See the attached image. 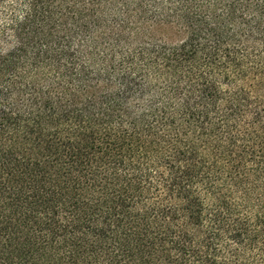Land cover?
I'll return each instance as SVG.
<instances>
[{
	"label": "trees",
	"instance_id": "obj_1",
	"mask_svg": "<svg viewBox=\"0 0 264 264\" xmlns=\"http://www.w3.org/2000/svg\"><path fill=\"white\" fill-rule=\"evenodd\" d=\"M112 1L0 0V264H264V0Z\"/></svg>",
	"mask_w": 264,
	"mask_h": 264
},
{
	"label": "rangeland",
	"instance_id": "obj_2",
	"mask_svg": "<svg viewBox=\"0 0 264 264\" xmlns=\"http://www.w3.org/2000/svg\"><path fill=\"white\" fill-rule=\"evenodd\" d=\"M135 2L136 0H125V2L113 0L109 7L117 15L126 18V30L134 41H142L145 43L153 41L172 43L182 38V30L176 25L165 26L157 22L143 21L138 18V10Z\"/></svg>",
	"mask_w": 264,
	"mask_h": 264
}]
</instances>
